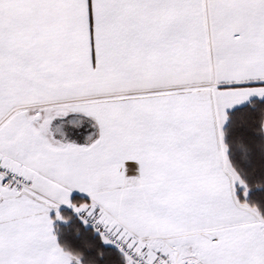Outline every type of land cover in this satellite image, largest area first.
Instances as JSON below:
<instances>
[{
	"label": "snow or ice",
	"instance_id": "snow-or-ice-1",
	"mask_svg": "<svg viewBox=\"0 0 264 264\" xmlns=\"http://www.w3.org/2000/svg\"><path fill=\"white\" fill-rule=\"evenodd\" d=\"M0 264H264V0H0Z\"/></svg>",
	"mask_w": 264,
	"mask_h": 264
}]
</instances>
